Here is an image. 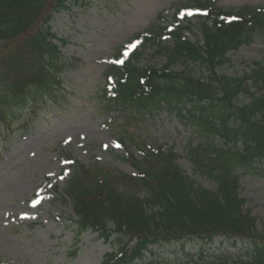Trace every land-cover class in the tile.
Here are the masks:
<instances>
[{
    "label": "trees",
    "instance_id": "1",
    "mask_svg": "<svg viewBox=\"0 0 264 264\" xmlns=\"http://www.w3.org/2000/svg\"><path fill=\"white\" fill-rule=\"evenodd\" d=\"M62 1L0 0V131L10 127L27 106L43 105L58 95L67 60L51 42L54 34L45 23L54 9L63 6ZM192 3L205 10L198 28L202 43L184 38L178 22L175 30L151 31L140 40L163 55L162 67L139 66L141 53L134 52L121 67L108 66L106 75L114 78V95L106 97L104 90L103 97L107 111L128 110L133 116L162 104L178 111L206 140L188 145L187 156L195 171L216 189L205 188L185 175L177 155L161 147L144 150L141 161H132L138 171L135 178L106 170L102 174L96 165H73L64 191L79 229L98 230L105 239L113 231L127 236L117 252L106 254L100 264H129L151 242L181 233L202 239L215 234L239 236L253 242L246 261L224 255L200 264H264V239L254 234L255 218L244 213L236 191L237 170L259 172L255 157L264 158V90L258 91L264 83V67L255 62L256 68L241 77L215 72L230 61L229 51L249 43L257 32L264 34V11L246 6L233 11L211 1ZM191 64L208 74L194 73ZM175 65L182 66L180 72L172 71ZM240 92L246 100L238 99ZM186 103L192 108L185 110ZM215 135L232 141L231 146L215 145ZM116 177L134 184L133 188L121 192ZM141 192L146 196H139Z\"/></svg>",
    "mask_w": 264,
    "mask_h": 264
},
{
    "label": "rangeland",
    "instance_id": "2",
    "mask_svg": "<svg viewBox=\"0 0 264 264\" xmlns=\"http://www.w3.org/2000/svg\"><path fill=\"white\" fill-rule=\"evenodd\" d=\"M186 0H84L59 11L51 21L52 30L64 37L62 48L66 57L78 61L64 73L65 89L57 101L28 108L17 118L7 134H0V257L3 264H98L103 253L114 249L113 242H104L92 232L74 237L70 220L75 219L71 204L62 199L61 190L69 177L62 150L80 162L111 167L135 174L124 150L116 144L121 131L115 121L103 113L99 92L103 70L115 61L116 49L126 44L135 33L146 34L154 24L167 26L172 15ZM222 7L257 6L264 0H217ZM179 9V8H178ZM161 14V18L157 17ZM192 31L186 37L199 34L197 17L191 13ZM185 23V15L179 14ZM145 30V31H144ZM131 46V47H130ZM141 50V47L139 48ZM231 61L218 72L238 77L252 62L264 64V41L260 37L230 54ZM140 62L161 66L164 60L154 54V47L143 49ZM178 68V67H177ZM198 71V68H193ZM239 99H244L243 94ZM117 122L136 141L156 142L172 147L178 155V165L190 177L205 187L213 185L195 174L186 156V145H194L198 137L193 128L181 122L167 110L156 111L140 120L122 116ZM126 135V133H125ZM219 142V140H218ZM129 149L139 157L136 148ZM244 208L256 218L255 232L264 237V177L242 174L239 178ZM216 238L205 252L208 255L230 254L235 258L238 247L217 245ZM197 242H188L182 252L171 253L161 248L146 254L141 264H182L184 254L196 258ZM72 254H74L72 256ZM243 256V255H241ZM241 259L243 257H240Z\"/></svg>",
    "mask_w": 264,
    "mask_h": 264
},
{
    "label": "snow or ice",
    "instance_id": "3",
    "mask_svg": "<svg viewBox=\"0 0 264 264\" xmlns=\"http://www.w3.org/2000/svg\"><path fill=\"white\" fill-rule=\"evenodd\" d=\"M189 14H191V13H189ZM131 46H134V45H131ZM131 46H130V47H131Z\"/></svg>",
    "mask_w": 264,
    "mask_h": 264
}]
</instances>
